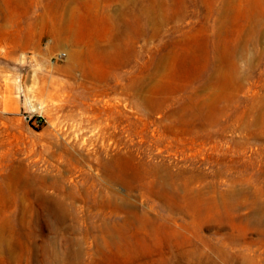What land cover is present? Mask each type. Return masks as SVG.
<instances>
[{
    "label": "rangeland",
    "instance_id": "obj_1",
    "mask_svg": "<svg viewBox=\"0 0 264 264\" xmlns=\"http://www.w3.org/2000/svg\"><path fill=\"white\" fill-rule=\"evenodd\" d=\"M0 264H264V0H0Z\"/></svg>",
    "mask_w": 264,
    "mask_h": 264
},
{
    "label": "bare ground",
    "instance_id": "obj_2",
    "mask_svg": "<svg viewBox=\"0 0 264 264\" xmlns=\"http://www.w3.org/2000/svg\"><path fill=\"white\" fill-rule=\"evenodd\" d=\"M36 105V104H35ZM38 107V106H37Z\"/></svg>",
    "mask_w": 264,
    "mask_h": 264
}]
</instances>
